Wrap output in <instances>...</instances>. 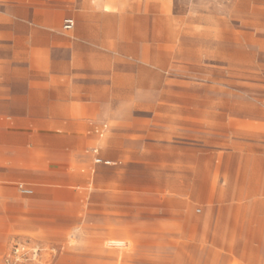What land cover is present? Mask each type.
<instances>
[{
  "label": "rangeland",
  "instance_id": "374dc122",
  "mask_svg": "<svg viewBox=\"0 0 264 264\" xmlns=\"http://www.w3.org/2000/svg\"><path fill=\"white\" fill-rule=\"evenodd\" d=\"M11 2L13 13L26 19L22 25L13 20L11 39L2 43L14 48L1 49L0 60L25 54L31 105L43 102L38 92L53 90L42 82L70 66L88 73L110 109L131 108L141 121L154 119L151 130L186 132L206 146L218 137L264 138V0ZM5 11L0 0V16ZM5 24L0 20L2 35L9 32ZM33 107L30 119L43 118ZM218 113L220 130L213 127ZM188 114L200 119L198 125H171L170 119ZM230 115L236 117L234 130ZM139 206V220H125L121 235L107 238L94 194L66 236L62 231L53 241L14 239L2 264H240L204 251L197 228L169 221L161 198L142 196Z\"/></svg>",
  "mask_w": 264,
  "mask_h": 264
},
{
  "label": "crops",
  "instance_id": "0c3cea01",
  "mask_svg": "<svg viewBox=\"0 0 264 264\" xmlns=\"http://www.w3.org/2000/svg\"><path fill=\"white\" fill-rule=\"evenodd\" d=\"M11 1L4 0L0 16L9 31L0 33V50H13L2 42L11 39L13 20L22 25L26 19L13 13ZM20 55L0 60V264L14 239L66 236L94 194L107 238L120 236L125 220H139L142 196L159 197L169 221L197 228L204 251L264 264V138L218 137L206 146L186 132L151 130L154 119L141 121L131 108L110 109L88 73L70 66L54 70L42 82L53 90L38 92L43 102L31 105ZM33 106L43 118L30 119ZM213 116L220 130V114ZM199 121L189 114L170 119L181 128ZM228 125L234 130L236 117L230 115Z\"/></svg>",
  "mask_w": 264,
  "mask_h": 264
},
{
  "label": "built area",
  "instance_id": "2783aa9c",
  "mask_svg": "<svg viewBox=\"0 0 264 264\" xmlns=\"http://www.w3.org/2000/svg\"><path fill=\"white\" fill-rule=\"evenodd\" d=\"M66 26H67L68 29H71L74 26V22L72 20H68L66 22ZM98 162H100V160H98ZM21 191H22V193L27 194V195L32 194V191L27 189V188H25V187H21ZM13 254L15 256H17V255L19 256L20 255V248L18 246H16V248H14Z\"/></svg>",
  "mask_w": 264,
  "mask_h": 264
}]
</instances>
